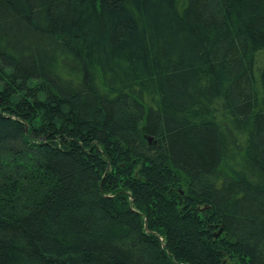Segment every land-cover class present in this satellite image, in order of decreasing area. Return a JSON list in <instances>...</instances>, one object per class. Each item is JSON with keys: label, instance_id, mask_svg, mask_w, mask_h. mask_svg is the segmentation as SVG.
I'll return each instance as SVG.
<instances>
[{"label": "trees", "instance_id": "trees-1", "mask_svg": "<svg viewBox=\"0 0 264 264\" xmlns=\"http://www.w3.org/2000/svg\"><path fill=\"white\" fill-rule=\"evenodd\" d=\"M0 264H264V0H0Z\"/></svg>", "mask_w": 264, "mask_h": 264}, {"label": "rangeland", "instance_id": "rangeland-1", "mask_svg": "<svg viewBox=\"0 0 264 264\" xmlns=\"http://www.w3.org/2000/svg\"><path fill=\"white\" fill-rule=\"evenodd\" d=\"M172 218H173V216H172Z\"/></svg>", "mask_w": 264, "mask_h": 264}]
</instances>
